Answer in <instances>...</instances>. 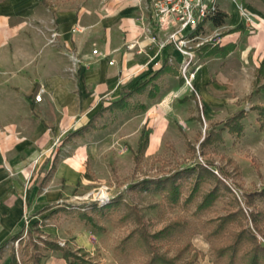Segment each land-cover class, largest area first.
Returning a JSON list of instances; mask_svg holds the SVG:
<instances>
[{"label":"rangeland","instance_id":"1","mask_svg":"<svg viewBox=\"0 0 264 264\" xmlns=\"http://www.w3.org/2000/svg\"><path fill=\"white\" fill-rule=\"evenodd\" d=\"M133 1L149 25L160 27L148 1ZM212 29L204 33L214 43ZM197 42L189 43L195 53L191 70L198 67ZM182 64L176 61L173 71L193 93L196 125L181 116L187 99L167 110L150 104L163 87V76H157L103 119L76 127V141H56L57 157L40 174L41 187L68 141L74 142L71 150L88 149L86 170L62 194L63 202L24 208L28 222L0 247V264L7 256L16 264H251L254 250H264V108L239 111L233 121L209 118L195 92L196 74L187 82ZM148 112L149 137L155 128L164 135L141 150ZM56 244L74 256L67 261L52 248ZM259 258L264 264L262 253Z\"/></svg>","mask_w":264,"mask_h":264},{"label":"crops","instance_id":"2","mask_svg":"<svg viewBox=\"0 0 264 264\" xmlns=\"http://www.w3.org/2000/svg\"><path fill=\"white\" fill-rule=\"evenodd\" d=\"M218 7L226 13L222 25L211 17L187 35L201 47L198 99L209 118L231 119L264 108V0H218ZM142 16L133 0H0V247L26 226L24 208L63 202L62 194L85 172L88 149L71 150L74 142L68 141L41 187L40 174L57 157L54 143L76 141L75 128L106 117L123 94L140 95L150 79L163 76L150 104L167 110L187 99L181 116L195 115L193 93L177 81L172 66L185 56L173 42L163 45L174 27L163 32ZM206 27L213 28L216 42L205 35ZM53 32L58 35L51 41ZM151 118L148 112L143 128ZM163 135L155 128L149 149Z\"/></svg>","mask_w":264,"mask_h":264},{"label":"built area","instance_id":"3","mask_svg":"<svg viewBox=\"0 0 264 264\" xmlns=\"http://www.w3.org/2000/svg\"><path fill=\"white\" fill-rule=\"evenodd\" d=\"M149 8L153 13L154 19L158 21L161 28L167 29L174 27L169 32L167 40L163 43L173 42L185 59L182 64L184 76L187 82H190L197 69H190L195 59V53L191 50L192 39L187 33L198 28L199 24L213 17L218 11V0H146ZM58 32H53L51 41H54ZM94 54L99 53L98 49L93 50ZM113 63V61H111ZM36 99H41L40 94Z\"/></svg>","mask_w":264,"mask_h":264},{"label":"trees","instance_id":"4","mask_svg":"<svg viewBox=\"0 0 264 264\" xmlns=\"http://www.w3.org/2000/svg\"><path fill=\"white\" fill-rule=\"evenodd\" d=\"M225 17H226V13L223 12V11H218L214 16H213V20L215 22L216 25H222L225 21ZM128 98V94L125 93L122 95V97L120 98V101H117V102H114L113 104H119L120 102L124 101L125 99ZM239 115L237 116H234L231 118L230 121H233L235 118H237ZM149 136H150V132L149 130L144 127L143 130H142V133H141V136H140V139H139V149H144L147 147L148 143H149ZM17 236V235H16ZM53 249H56V250H59V251H62L63 252V257L68 261L69 259H71L72 256H74L71 252H68L66 250H64V248H62L60 245L56 244L52 247ZM262 253V255L264 256V250H259V249H255L254 252H253V257H252V261H251V264H259V255ZM86 261V260H85ZM79 259L77 261H72L70 260L69 263L71 264H77L79 263ZM96 264L94 262H84V263H81V264ZM10 264H16V258L14 256H12V259H11V262Z\"/></svg>","mask_w":264,"mask_h":264}]
</instances>
